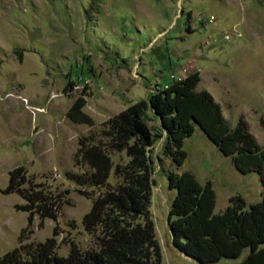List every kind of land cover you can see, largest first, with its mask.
Instances as JSON below:
<instances>
[{"label": "rangeland", "instance_id": "1", "mask_svg": "<svg viewBox=\"0 0 264 264\" xmlns=\"http://www.w3.org/2000/svg\"><path fill=\"white\" fill-rule=\"evenodd\" d=\"M179 69L183 78L198 71L197 90L212 96L230 127L242 118L264 146V0H0V256L49 237L59 255L71 244L97 247L100 228L86 229L83 216L97 196L121 183L116 167L129 157L109 151L107 184L77 186L69 174L87 170L74 163L78 139L106 140V120L167 87ZM78 97L92 124L66 116ZM153 115L148 111L146 118L155 136L148 209L161 264H200L172 244L168 209L175 191L167 186V170L210 181L215 213L231 195L260 200L261 178L238 172L197 126L184 139L183 164L172 165ZM21 165L28 177L64 196L55 219L35 215L29 224L28 212L17 208L24 199L3 193L9 171ZM247 252L210 264L237 263Z\"/></svg>", "mask_w": 264, "mask_h": 264}, {"label": "trees", "instance_id": "2", "mask_svg": "<svg viewBox=\"0 0 264 264\" xmlns=\"http://www.w3.org/2000/svg\"><path fill=\"white\" fill-rule=\"evenodd\" d=\"M199 80L198 71L190 72L127 106L103 123L101 134L106 140L91 136L78 139L74 163L87 170L69 174L77 186L107 184L112 167L109 151H124L129 157L125 165L116 167L121 183L97 196L83 216L86 229L100 228L96 248L81 250L71 244L66 255H59L55 239L49 237L13 248L0 256V264H161L148 209L154 171L150 149L155 141L146 124L148 111L160 121L165 133L162 153L172 165L183 164L184 139L197 126L222 155L231 158L238 172H254L262 182L260 200L247 203L241 195H231L224 209L215 213V191L210 181L201 183L190 171L167 170V186L175 191L168 209L173 246L200 264L237 259L245 250L244 258L233 264H264V146L254 140L242 118L233 128L227 124L212 96L197 90ZM83 105L84 99L78 97L66 116L73 122L92 124L81 110ZM2 191L24 199L17 208L28 212L29 224L35 215L55 219L66 202L63 195H54L28 177L22 165L9 171Z\"/></svg>", "mask_w": 264, "mask_h": 264}, {"label": "built area", "instance_id": "3", "mask_svg": "<svg viewBox=\"0 0 264 264\" xmlns=\"http://www.w3.org/2000/svg\"><path fill=\"white\" fill-rule=\"evenodd\" d=\"M184 72H187V70L185 69ZM172 77H179L181 80V79H183V74H182L181 70L179 69L177 72H171L170 73V78H172Z\"/></svg>", "mask_w": 264, "mask_h": 264}, {"label": "bare ground", "instance_id": "4", "mask_svg": "<svg viewBox=\"0 0 264 264\" xmlns=\"http://www.w3.org/2000/svg\"><path fill=\"white\" fill-rule=\"evenodd\" d=\"M173 78H174V79H177V80H179V79H180L179 77H172V79H173Z\"/></svg>", "mask_w": 264, "mask_h": 264}, {"label": "crops", "instance_id": "5", "mask_svg": "<svg viewBox=\"0 0 264 264\" xmlns=\"http://www.w3.org/2000/svg\"><path fill=\"white\" fill-rule=\"evenodd\" d=\"M221 112H222V115H223V110H222V108H221ZM224 116V115H223Z\"/></svg>", "mask_w": 264, "mask_h": 264}]
</instances>
